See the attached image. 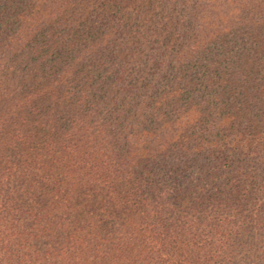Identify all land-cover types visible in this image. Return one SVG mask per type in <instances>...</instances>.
<instances>
[{
    "label": "trees",
    "instance_id": "16d2710c",
    "mask_svg": "<svg viewBox=\"0 0 264 264\" xmlns=\"http://www.w3.org/2000/svg\"><path fill=\"white\" fill-rule=\"evenodd\" d=\"M264 264V0H0V264Z\"/></svg>",
    "mask_w": 264,
    "mask_h": 264
},
{
    "label": "rangeland",
    "instance_id": "374dc122",
    "mask_svg": "<svg viewBox=\"0 0 264 264\" xmlns=\"http://www.w3.org/2000/svg\"><path fill=\"white\" fill-rule=\"evenodd\" d=\"M251 263V262H248V264Z\"/></svg>",
    "mask_w": 264,
    "mask_h": 264
}]
</instances>
